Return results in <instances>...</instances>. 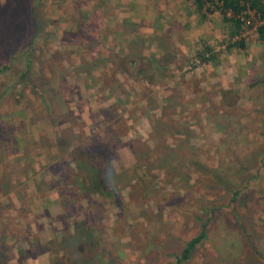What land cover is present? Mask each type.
Segmentation results:
<instances>
[{
    "label": "rangeland",
    "instance_id": "1",
    "mask_svg": "<svg viewBox=\"0 0 264 264\" xmlns=\"http://www.w3.org/2000/svg\"><path fill=\"white\" fill-rule=\"evenodd\" d=\"M206 17L192 0H0L4 216L22 237L91 234L81 254L9 239V264H177L203 223L181 264H264V39ZM89 147L93 194L69 158Z\"/></svg>",
    "mask_w": 264,
    "mask_h": 264
},
{
    "label": "trees",
    "instance_id": "2",
    "mask_svg": "<svg viewBox=\"0 0 264 264\" xmlns=\"http://www.w3.org/2000/svg\"><path fill=\"white\" fill-rule=\"evenodd\" d=\"M196 11L202 20H205L206 14H213L215 12H218L220 14V17L224 22H228L231 26V34L230 36L233 38L241 32L243 26L249 21L250 18H254L257 20H260L261 25H258L257 27V33L259 34L260 39H264V0H192ZM207 12V13H206ZM231 48H238V49H245L244 40L240 39L239 41H236L232 43V45L228 46V49ZM208 56L207 52H204L199 56L200 60L202 62L210 61L213 58L209 57L210 59L205 57ZM29 62V61H28ZM29 64V63H27ZM28 72H25L22 76L23 78L26 77ZM82 150V155L85 161L83 160L82 163H79L80 161L75 158L74 156H70L69 158L72 160L73 163H78L80 167H78V171L81 172V174L84 173L82 167H86L87 174L90 173V168L92 169V173L88 174V180L84 178H78V186L80 187L81 191L87 193V194H93L95 193L94 186H98L97 188L100 189V182L97 181L96 177L99 173V169H95V166L98 167V161L105 160L104 156L102 154H92L91 149L84 148L78 149ZM87 152V153H86ZM79 161V162H78ZM93 162L94 164L90 165L89 162ZM80 174V175H81ZM98 177V176H97ZM216 175H212L213 179H216ZM88 185H85V184ZM90 186V187H88ZM240 191L239 190H233L231 192V199L230 202L235 204L238 202V199L240 197ZM8 205V207H10ZM5 208L0 205V264H9L12 259L14 258V254L12 253L15 250L14 243L17 246L23 242L26 243L27 247L33 248L35 252L38 253H44L49 252L52 255H55L56 252H52L50 249L56 246V241L59 240L60 242H63L64 244H68L71 241L75 240L77 243V246L75 247V251H77V254L83 253L85 245H88L89 240L91 239V234H88L89 232L85 231L83 233H76L72 236H65L63 237L62 232H56L55 238L53 239L51 237L47 238H40L36 235H33L32 229L29 225H26L25 229L21 231V233H24V236L21 235L18 236L19 231L15 228L14 225H12L13 220L11 218L5 217ZM206 224L203 223L200 233L195 238L191 239L185 246L184 250L182 251L181 255L177 258V264H181L187 260H189L192 252L195 250V248L201 244L202 240L206 237ZM20 233V234H21ZM86 235H90L86 237ZM75 236V237H74ZM9 239L13 240V244L10 245ZM20 249V247H19ZM27 251L24 249H21L19 251L20 256L22 257L23 261L25 257H27L26 254ZM52 252V253H51ZM36 254V253H35ZM37 255V254H36ZM35 255V256H36ZM83 264H85V261H81ZM21 264V262L19 263ZM52 264H62V259H56L52 262Z\"/></svg>",
    "mask_w": 264,
    "mask_h": 264
},
{
    "label": "built area",
    "instance_id": "3",
    "mask_svg": "<svg viewBox=\"0 0 264 264\" xmlns=\"http://www.w3.org/2000/svg\"><path fill=\"white\" fill-rule=\"evenodd\" d=\"M251 20H250V22L253 20L256 24H258V25H261V22H260V20H257V19H254V18H250ZM249 21L245 24V25H249V23H250ZM257 25V26H258ZM244 27V26H243ZM243 29V28H242Z\"/></svg>",
    "mask_w": 264,
    "mask_h": 264
},
{
    "label": "crops",
    "instance_id": "4",
    "mask_svg": "<svg viewBox=\"0 0 264 264\" xmlns=\"http://www.w3.org/2000/svg\"><path fill=\"white\" fill-rule=\"evenodd\" d=\"M195 6V5H194Z\"/></svg>",
    "mask_w": 264,
    "mask_h": 264
}]
</instances>
